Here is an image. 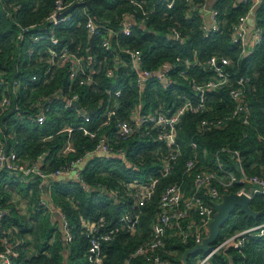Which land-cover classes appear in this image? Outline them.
I'll return each instance as SVG.
<instances>
[{
    "label": "trees",
    "instance_id": "1",
    "mask_svg": "<svg viewBox=\"0 0 264 264\" xmlns=\"http://www.w3.org/2000/svg\"><path fill=\"white\" fill-rule=\"evenodd\" d=\"M63 1H90V6L75 7L70 19L53 25L45 19L54 10L56 0H0V100L7 93L5 83L14 79L22 84L24 109L27 108L25 100L28 97L34 99L39 94L52 93L59 88L68 93L66 84L69 79L66 78L64 67L56 68L52 78L45 75L46 59L50 56L45 45L50 41L41 36L56 34L61 39V45L67 44L71 51H78L79 48L80 53L96 60L97 84L76 87L80 92L81 105L87 106L91 111L92 120L86 127L96 131V137L91 139L83 130L77 129L70 137L76 144L77 152L68 157L57 156L67 139V135L59 133L60 129L65 123L78 124L81 119L76 117L74 108L65 107L54 100L49 118L43 125L34 124L28 119L27 112L19 115L10 109L0 114V144L4 143L7 150H15L17 157L24 162L34 160L46 151V157L52 159L49 169L56 170L69 165L72 158L83 157L87 152L95 150L104 134L115 156H95L89 160L82 171V181L57 180L51 184L47 197L53 206L61 207L69 222L72 234L69 244L66 243L64 234L52 223L50 212L40 204V178L33 176L21 180L18 172L1 167L0 204L10 211L2 220L1 227H13L21 239L14 264H86L89 235L83 225L84 220H104L106 225L103 229L118 228L110 241L103 242L102 264H149L144 254L133 253L151 236L153 224L157 221L160 196L166 185L182 183L190 194L193 191L195 173L199 169L224 173L220 170V163L225 170L239 177V165L228 149L240 152L242 166L248 174L264 173L261 167L264 162V140L261 137L264 135V38L247 56L242 54L239 43L232 42L233 25L240 16L249 12L252 1L217 0L211 7L219 12L220 28L209 36L204 35L202 25L206 14L200 10L206 0H174L172 7L161 0ZM84 8L93 14L97 24L116 31L112 39L115 46L113 50L101 46L99 36L87 33ZM126 15L134 20L127 34L120 31ZM255 20L264 28V0H260L258 4ZM27 26L29 28L23 31L22 27ZM22 31L23 38L19 41L18 35ZM177 34L181 40L176 38ZM120 47L141 49L143 68L157 70L163 62L173 63L170 75L174 82L164 87L153 78L140 92L130 58L125 55L117 57L120 51L116 50ZM213 56L230 58L232 62L227 65V69L235 72L236 77L251 76L245 98L251 108L250 122L245 124L236 117L222 127L199 131V123L222 116L231 111L236 103L230 95L229 86H221L208 92L203 112L188 111L184 115L178 129L181 155L172 173L162 176L163 152L166 149L158 131L151 134L135 131L123 140L117 133V118L129 119L140 98L145 102V112L173 109L181 103V95L184 94L197 101L199 93L193 88V80L204 83L212 77L214 71L207 61ZM119 59L122 60L117 65L115 76L108 77L107 68ZM182 70H185V74H182ZM35 73L39 77L37 80L32 79ZM107 88L121 89L119 99L122 103L118 116L104 124L106 120L102 117V112L110 102V95L105 91ZM44 136L48 138L43 139ZM193 142L197 143L196 148L192 146ZM120 147L125 149L124 156L131 161V165L122 157L116 156V150ZM192 158H197L198 162L195 169L188 170L187 162ZM151 176L160 177L161 181L153 198L144 206L137 230L129 232L119 224L120 217L134 203L132 191L129 193L125 185L137 180L145 182ZM242 185L235 182L228 189L219 186L223 192L229 193L239 191ZM112 189L120 190L124 196L115 198L111 194ZM16 194L27 199L30 206L27 213H22L13 203ZM250 205L260 214L249 216L237 206L221 227L218 241L264 222V195L255 194ZM3 228L0 229V249ZM31 233H37L36 238L40 241L34 252L30 249ZM163 238L169 251L164 256L173 264H182L184 251L196 243L193 238L183 242L171 230L165 232ZM67 250L69 255L65 257ZM204 254L205 251L192 254L188 264H197L198 258ZM212 263L264 264V238L249 236L241 248L216 254Z\"/></svg>",
    "mask_w": 264,
    "mask_h": 264
},
{
    "label": "built area",
    "instance_id": "2",
    "mask_svg": "<svg viewBox=\"0 0 264 264\" xmlns=\"http://www.w3.org/2000/svg\"><path fill=\"white\" fill-rule=\"evenodd\" d=\"M134 1V0H132ZM166 2L168 7H172L174 0H161ZM252 5L247 14L239 17L238 22L233 25L232 42L239 43L242 46V54L250 55L255 46L258 45L264 38V28L259 26L258 22L253 24V29H249L250 13L255 5H258L260 0H251ZM136 2V1H134ZM73 3L64 2L63 0H56L55 8L48 15L45 21L51 24H59L64 20L71 18V12L67 13L61 18H57V13L69 8ZM206 7V4H203ZM210 20H205L202 25V29L205 36H209L213 31L220 28L219 12L216 8L207 7ZM86 14L85 28L90 36H99L100 44L107 50H113L115 48L113 44V37L116 31L110 27H103L95 21V18L91 12L84 8ZM126 15L121 32L127 34L131 30L132 23L127 20ZM32 27L34 25H31ZM29 28L22 27L25 31ZM23 31L18 35V40L23 38ZM178 37V34L176 35ZM41 38L50 41L46 46V51L50 56L46 59L47 68L45 71L46 76L53 77L54 70L58 67L66 69V78L68 77L69 83L68 93L65 91L56 89L52 93H42L36 96L34 99L28 97L25 100L27 108H23L22 101L15 100L21 92V82L18 79H14L12 82H6L7 93L2 96L0 100V114L13 110L15 113L21 115L27 112V117L34 124L43 125L47 122L50 112L52 111V102L54 100L62 103L65 107H72L75 110L76 117L81 121L78 124L65 123L60 129L59 133L67 135V139L64 145L58 150L57 156L68 157L72 151L70 146L72 144L70 136L77 129L83 130L84 134L91 139L96 137V131H91L86 127V124L92 120L91 111L87 106L81 105L80 92L76 90V87H83L88 84H97L98 68L95 58L86 57L83 53L78 51H71L67 44L61 45V39L56 34L42 35ZM120 51V52H119ZM119 52L117 57L121 55L128 56L130 58L131 68L135 72L137 87L140 92L148 81L153 78L157 79L164 87L170 86L174 79L170 75L174 65L171 62H163L157 70H151L143 68L142 57L143 51L141 49L132 47H120L116 50ZM122 59L115 60L113 66H109L106 70L108 77H113L116 74L117 65L121 63ZM179 60V58H178ZM232 60L228 57L217 58L211 57L207 63L213 68L214 74L204 83H198L193 80V88L199 93L197 101L193 100L186 94L181 95V103L175 106L173 109L167 111L157 109L145 112V102L140 98L138 104L131 111L129 119L117 118L116 126L117 133L121 135L123 140L130 137L135 131H141L142 134H151L153 131H158L160 137L165 142L166 151L163 152L164 157L162 159V176H168L172 173L174 166L181 155V147L178 140V129L183 120L184 115L190 111L194 113H201L206 109L207 93L214 91L221 86L230 87V95L235 100V107L223 114L222 116L213 118V120H204L199 123V131L211 129L212 127H222L230 119L239 117L245 124L250 122L251 108L248 101L245 99L247 96V85L251 81L250 75H240L236 77L235 72L227 69ZM182 74H185V70H182ZM38 74L32 75L33 80H37ZM264 82V77H263ZM62 88H65L62 85ZM110 95V102L106 108L103 109L102 117L104 124L114 117L118 116L119 108L121 106V89L105 90ZM141 96V93H140ZM74 102H79V106L74 105ZM102 101L100 102V104ZM264 140V135L261 136ZM44 136L43 139H47ZM75 144V143H74ZM192 146L196 148L197 143L193 142ZM95 149L102 150L106 154H112L113 148L109 144L106 135L102 134ZM227 150V148H223ZM77 152V148H74ZM232 153V158L239 165L241 175L238 177L231 171L224 169V166L220 163V170L224 173H219L207 169H199L193 180V191L188 194L182 183H170L166 185L162 191L159 200V211L157 213V221L153 224L152 233L149 239L139 245L133 255L144 254L149 264H173L172 261L164 256V253L169 252L165 247L164 234L168 231H175V233L181 238L183 242H188L193 238L196 242L202 241V239L209 233V224L213 219L216 211L215 203L222 200L223 192L219 185H222L225 189H228L230 185L235 182L242 183L239 193L245 192L251 198L255 194L264 195V173L248 174L242 166V159L238 150L228 149ZM118 154H125L123 147L117 148ZM47 152L43 151L36 159L28 162L22 161L17 157L15 150H7L4 143L0 144V168L8 167L9 169L18 172L21 180L29 177L37 176L40 178L41 183L39 185L40 190V204L42 207L53 209L58 211L63 220L64 227V239L66 243H70L72 240V234L69 231V222L63 213L61 207L53 206L46 197L47 193L44 189V185L48 187L56 180V176H60L64 172H70L77 169V176L79 181L83 180L82 170L76 168L77 163L83 160L82 156L72 158L69 165L50 170L52 159L46 157ZM198 160L192 158L187 162L188 170H193L196 167ZM264 170V162L261 165ZM54 179V181H53ZM160 177L151 176L147 181L140 182L132 181L126 183L125 188L129 193L132 191L134 196V203L131 208L126 211L119 219V224L127 231L134 233L143 215L144 206L153 198L154 193L159 185ZM52 182V183H50ZM47 187V188H48ZM49 189V188H48ZM111 194L115 198H122L124 194L118 189H112ZM9 209L4 208L0 204V226L5 216L9 214ZM83 225L86 228V232L89 235V246L87 249V263L86 264H102L103 263V242L110 241L118 228L103 229L106 225L104 220L93 222L84 220ZM3 228V227H2ZM249 236H260L264 238V222L258 223L254 226L242 229L229 235L220 241H217L213 250L206 252L203 256L198 258L197 264H214L212 259L216 254L225 253L230 249H239L244 244V241ZM2 249H0V264H14L17 258L16 249L21 244V239L17 235L16 229L13 227L3 228L2 234ZM171 253V252H170Z\"/></svg>",
    "mask_w": 264,
    "mask_h": 264
},
{
    "label": "water",
    "instance_id": "3",
    "mask_svg": "<svg viewBox=\"0 0 264 264\" xmlns=\"http://www.w3.org/2000/svg\"><path fill=\"white\" fill-rule=\"evenodd\" d=\"M88 5L90 6V1H78L73 3L69 8L64 11L57 13V18L65 16L67 13L72 12L73 9L77 6ZM207 19L210 20V16H207ZM250 24V23H249ZM252 25V24H251ZM253 29V26L250 27V31ZM175 38V36H173ZM181 40V37H176ZM74 105L79 106V102H74ZM47 184L44 185V189L47 190ZM251 197L245 192H225L222 196L220 202L215 203L216 211L214 213L213 219L209 224V233L205 236L202 241L196 242L193 246L188 247L182 255V264H188L189 256L195 254L199 251L209 252L213 250L214 245L218 241L221 227L229 219L231 213L238 206L243 212L249 216H258L260 212L255 211L251 208L250 205ZM58 211H54L55 215H58ZM2 227L0 226V229Z\"/></svg>",
    "mask_w": 264,
    "mask_h": 264
},
{
    "label": "rangeland",
    "instance_id": "4",
    "mask_svg": "<svg viewBox=\"0 0 264 264\" xmlns=\"http://www.w3.org/2000/svg\"><path fill=\"white\" fill-rule=\"evenodd\" d=\"M217 0H206V7H201L200 10L202 12H209L207 9V7H211L215 4ZM257 8H258V5H255L250 13V20H249V23L250 24H254L255 23V15H256V11H257ZM15 100H18V101H22L23 100V96L22 95H19L18 98L15 97ZM72 136V135H71ZM70 136V137H71ZM71 139V138H70ZM72 142H74L72 139H71ZM75 143V142H74ZM115 156V154H106L104 151L102 150H98V149H95V150H92V151H89L87 152L84 156H83V160L80 162V163H77L76 165V168L82 170L84 169L85 165L88 163L89 160H91L92 158H94L95 156ZM116 156H120L122 157L123 159H125L127 161V163L129 165H131V161L130 160H127L126 157L122 154H117ZM56 179L58 180H73V179H78V176H77V169L76 170H72L70 172H64L62 173L60 176H56L55 177ZM25 209V208H24ZM38 233V231H37ZM35 233L33 235V233L29 234V238L31 240V244H30V249L32 252L36 251L38 249V244L40 243V241L38 242V238H36V234ZM39 234V233H38ZM38 242V243H37Z\"/></svg>",
    "mask_w": 264,
    "mask_h": 264
},
{
    "label": "crops",
    "instance_id": "5",
    "mask_svg": "<svg viewBox=\"0 0 264 264\" xmlns=\"http://www.w3.org/2000/svg\"><path fill=\"white\" fill-rule=\"evenodd\" d=\"M206 4V3H205ZM208 10V9H207ZM206 14V20H208L207 19V16H208V12L207 13H205ZM127 20H129V22L130 23H134V20H133V18L131 17V16H129V17H127ZM249 20H250V18H249ZM249 20H248V22H249ZM251 26H253V25H249V28L251 27ZM67 146H70L71 148H72V151L68 154V155H70V154H72V153H74L75 152V150H74V148H77L76 147V144H74V142L72 143V144H67ZM57 180V179H56ZM55 180V181H56ZM53 181H54V179H53ZM50 183H52V182H50ZM48 188H50V187H48ZM49 190V189H48ZM46 191L47 193H45V195H46V197H47V194H48V192L49 191ZM13 203L15 204V206H16V208H18L22 213H27L29 210H30V206H28V201H27V199H25V198H22L20 195H18V194H16L15 195V197H14V199H13ZM25 208V209H24ZM47 210L50 212V215H51V220H52V223L53 224H55L56 226H57V228L65 235V232H64V227H63V220H62V217H61V215H60V213H58V215H55L54 214V210L53 209H49V208H47ZM2 226V225H1ZM65 257H67L68 255H69V253H68V250L67 251H65Z\"/></svg>",
    "mask_w": 264,
    "mask_h": 264
},
{
    "label": "clouds",
    "instance_id": "6",
    "mask_svg": "<svg viewBox=\"0 0 264 264\" xmlns=\"http://www.w3.org/2000/svg\"><path fill=\"white\" fill-rule=\"evenodd\" d=\"M57 180H58V179H57ZM57 180H56V181H57ZM47 190H48V188H47ZM47 190H46V191H47ZM40 196H41V194H40Z\"/></svg>",
    "mask_w": 264,
    "mask_h": 264
}]
</instances>
